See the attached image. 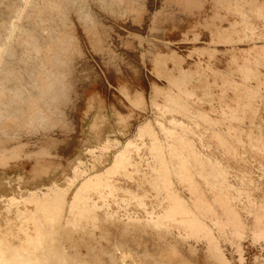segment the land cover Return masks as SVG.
<instances>
[{
  "label": "rangeland",
  "instance_id": "obj_1",
  "mask_svg": "<svg viewBox=\"0 0 264 264\" xmlns=\"http://www.w3.org/2000/svg\"><path fill=\"white\" fill-rule=\"evenodd\" d=\"M263 232L264 0H0L3 264H264Z\"/></svg>",
  "mask_w": 264,
  "mask_h": 264
},
{
  "label": "bare ground",
  "instance_id": "obj_2",
  "mask_svg": "<svg viewBox=\"0 0 264 264\" xmlns=\"http://www.w3.org/2000/svg\"><path fill=\"white\" fill-rule=\"evenodd\" d=\"M206 181L208 182V184L214 185V187L219 188L218 185L216 183L213 184V181H210V179H207ZM221 194L224 195L222 192H221ZM197 208L199 209V207H197ZM197 208L194 207V210L191 209V211L195 215H197L198 219H200L202 222H204L202 220L201 216H206V213H205V211L200 212L199 211L200 209L198 210ZM185 209H187V208H185ZM184 211L185 210H183V211L178 210V211H174L173 213L172 212L167 213V216H165L164 218L169 219L170 221H176V219L175 220L171 219V215H173L174 213L183 214ZM224 215L232 216V214H230L229 211L227 213H225ZM183 219L185 220L186 218H183ZM43 220H46V219L43 217ZM218 222H219L218 226H220L223 229L224 226L228 227V223L231 221L226 220V219L221 220L220 217H218ZM37 224H38V222H37ZM178 224L182 225V227H185L184 230L191 237L203 236V235H201L200 231H198V227L201 226L200 224H204V223H200V222H196V221H194V223H187L184 221L182 222V220H180ZM37 227H38V230L36 233V240L34 241V246H35L34 248L44 249L45 248L44 243L50 238V235H52V233L44 232L41 229V227L39 226V224L37 225ZM202 228H204V227H202ZM205 232H207V231H205ZM52 236H53V238H55L54 244H57V241H56L57 240L56 239L57 234L54 233ZM206 237H209V239L212 240L211 235H209V233L206 235ZM54 244L52 246H50L49 248H51L52 250L55 249L56 245H54ZM0 247H2L4 249V247L1 244H0ZM117 250H118V252H117ZM128 250H129V248L127 247V245H117L116 248L112 252V260H111L112 263L111 264H117L118 261L120 264H193L183 257V254L178 250L177 247H175V246L168 247V246H166L165 243H163L162 246H160L159 249H157V251H155V253L150 254V255L147 254L146 251H144V253L138 255V253L132 254V252L130 250L129 251ZM51 253H52V251H51ZM213 253L214 252H211V254H212L211 262H215L217 260L213 256ZM58 258H59V260H58L57 264H68V261L63 256H58ZM2 261H3V259L0 260V264H3Z\"/></svg>",
  "mask_w": 264,
  "mask_h": 264
}]
</instances>
